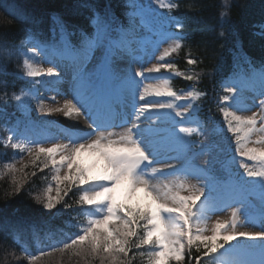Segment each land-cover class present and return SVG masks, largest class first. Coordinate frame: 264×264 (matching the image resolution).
Here are the masks:
<instances>
[{
	"label": "trees",
	"instance_id": "obj_1",
	"mask_svg": "<svg viewBox=\"0 0 264 264\" xmlns=\"http://www.w3.org/2000/svg\"><path fill=\"white\" fill-rule=\"evenodd\" d=\"M173 5L171 12L176 15L180 47L165 56L175 70H161L160 73L170 76L167 84L173 90L190 87L203 92L201 102L207 108L202 116L211 124L225 125L224 111L237 114L222 104L228 94L225 85L228 77L235 75L236 68L248 59L264 70V0H173ZM136 9L132 0H0V107L6 109H0V264H77V258L67 253L54 251L51 255H42L48 247L38 250L36 243H46L39 229L52 219L53 213L60 214L56 221L59 225L68 219L69 223L74 222L76 229L85 219L82 210L63 212L66 204L74 205L78 200L80 193L76 190L70 191L61 202L62 206L58 204L52 212L37 199H45L47 188L55 186L52 180L55 169L51 165L45 168L38 161L39 167H36L28 163V158L22 159L28 163L27 176L13 173L7 167L24 152L12 147L10 139L17 129V116L12 112H23L21 101L16 97L23 89L20 75L24 71V45L37 37L51 36L52 28L59 26L83 44L98 12L110 10L126 19ZM189 58L197 63L188 64ZM188 75L194 79L187 80ZM229 118L231 120L232 115ZM229 136L224 130L223 135L217 136V149L209 148L208 154L192 157L191 161L217 167V159L223 156L220 149L229 144ZM209 143L207 135L205 146ZM14 180L23 181L18 193L13 191ZM74 225L69 226L68 232H73ZM22 238L25 241L20 243ZM26 248L33 249L32 256L24 255ZM193 253L196 256L195 250L191 256H186V264ZM34 256L37 259L33 260ZM93 264H99L98 259ZM133 264L138 263L133 261ZM203 264L207 262L203 260Z\"/></svg>",
	"mask_w": 264,
	"mask_h": 264
},
{
	"label": "snow or ice",
	"instance_id": "obj_2",
	"mask_svg": "<svg viewBox=\"0 0 264 264\" xmlns=\"http://www.w3.org/2000/svg\"><path fill=\"white\" fill-rule=\"evenodd\" d=\"M165 7V5H161ZM167 7H175L168 5ZM226 20V19H225ZM264 34V33H262ZM180 47L175 44L170 51L175 52ZM33 52L36 49H32ZM169 50H165L168 55ZM62 55V54H61ZM190 65H195L197 61L189 58ZM161 70L174 71L172 63L164 62L154 65L143 71H137L138 77H143L146 72H161ZM41 73L31 69L27 75L37 77ZM48 77H60L53 67L46 69ZM180 75V73H177ZM192 81L194 77L188 75L185 77ZM120 77L110 69L104 77L94 82L87 72L81 68L72 86L70 99H65L62 107H56L49 111L62 113L65 117H71L74 114L77 117H84L88 122V127H93L89 123L82 108L75 102L76 99L91 97L93 92L100 99L107 98L103 93L105 87L115 88L118 86ZM227 91L234 94L236 89L228 87ZM156 97H175L181 99L176 92L168 86L165 81L162 85H157L149 89L144 88L140 93V101L145 100L146 95L153 94ZM194 94L188 93L189 97ZM54 99V98H53ZM19 101L20 97L17 96ZM224 100L228 101L229 96L225 95ZM173 105L168 103H147L143 104L138 110V114L130 126H125L121 133L112 131H96L92 139L77 144L71 143H53L51 147H44L37 144L34 147L27 148L28 163L39 167L38 161L45 168L55 169V175L52 180L55 181V187L49 186L45 193V199L37 198L43 203V207L49 211L61 204L64 197L68 195L73 188L80 193L76 201L82 210L89 211L96 208L102 214L90 219L87 225L82 229V234L64 242L62 247L55 248L53 251L70 254L78 258L77 264L83 261V264H93L99 260V264H133L137 256L143 258L147 256V264H186V256H191V251L195 250L196 256L188 264H203L204 258H210L219 250L224 249L231 241L237 240V237L248 239H264V231H241L238 229L237 211L233 210L231 219L223 222H217L211 229V235L205 234L203 228L197 227L193 223L194 208L202 198L203 191L198 190L190 195H181L169 185L162 187L154 184L144 175L140 174L142 164L151 163L140 142L136 138L134 129L139 125L140 114L154 109L171 108ZM261 107V125H264V100L260 102ZM43 111V109H41ZM177 115H181L177 112ZM232 115V119L244 125L245 138L256 131V115L243 120L239 116L224 111L225 118ZM182 132L185 129H180ZM228 130L240 132L241 128H233L232 120H228ZM264 131V127L260 129ZM116 137V138H113ZM11 139V138H10ZM256 143H264V140ZM236 151L241 156L249 160H259L264 163V148H246L241 145V138L237 136ZM12 147L24 150V146L13 144ZM16 164H9L7 167L13 173L19 172L24 176L29 175L25 172L28 163L23 160ZM164 168L171 165H164ZM246 175L250 178L264 179V171H254L248 164L240 165ZM162 168V169H164ZM157 171L156 167L151 169L152 173ZM34 175V173H33ZM23 181L14 180L15 187L13 191L18 193L21 190ZM180 187H184L181 185ZM125 189L126 199H119L118 189ZM191 191V190H189ZM55 192V195L52 193ZM139 193H143L144 202H133ZM71 208L72 205L66 204ZM195 228V231H194ZM144 246H150V250L144 251ZM135 250V255H133ZM51 252H42V255H51ZM37 257H33V260Z\"/></svg>",
	"mask_w": 264,
	"mask_h": 264
},
{
	"label": "rangeland",
	"instance_id": "obj_3",
	"mask_svg": "<svg viewBox=\"0 0 264 264\" xmlns=\"http://www.w3.org/2000/svg\"><path fill=\"white\" fill-rule=\"evenodd\" d=\"M161 3V2H160ZM146 20L143 22V25H147ZM159 29V28H158ZM146 32H152L151 26L145 30ZM159 30L155 33L156 35L159 34ZM169 39V38H168ZM170 40H167L168 42ZM63 42H66L63 40ZM104 34L100 32L99 38L94 43L93 47L90 50H84L83 52H76L74 51L69 44L65 43V46L56 51L54 47H51V51L55 53V56L49 57L45 52L46 48H41V45L38 48H35L36 51H31L28 60L26 61V66L29 69L36 70L41 74L37 76L41 79L42 83H37L32 87L30 90V95L32 98L36 100H40L42 104L41 111L44 114L46 119L40 120L32 119L30 124L27 128V134H30L32 137H35L34 133H38L44 139L47 137L49 138L50 144L53 143H71L77 144L81 142L89 141L93 138L96 134V131L91 129V132H88L81 135L73 134V132L69 129H65L64 125H61L60 122L55 118L57 112L49 111L50 109H55L56 107H62L65 99H70L71 96L75 99V94L72 93V86L74 83V77L77 76L79 70L83 68L89 77L95 82L97 78V70L99 66L102 68L105 66V61L107 60V56L112 52L109 51L107 46L104 43ZM157 42V41H156ZM166 42H164L166 44ZM154 44V45H153ZM161 44V45H160ZM163 41L160 40L158 45L156 46L155 40L149 41L148 48L151 51H156V59L154 61L149 60V55L144 56L143 51L140 48L135 49L132 47L130 49L131 56H128L127 61L128 65L136 68L141 67L147 63V66L150 65V62L157 61L158 56L160 55V50H163L165 44ZM142 45V43H138V46ZM160 46V47H158ZM135 49V50H134ZM132 50H134L132 52ZM140 50V51H139ZM140 52V53H139ZM149 53V52H148ZM62 54V55H61ZM60 57V58H59ZM116 58V56H115ZM124 61L125 59L121 57ZM149 64V65H148ZM73 65L75 68H78V72H72ZM48 67H53L58 73H60V77H48L46 75V69ZM150 74V72H147ZM43 79V80H42ZM45 81H48V84H44ZM123 83V90L121 92V96L126 103L127 112L132 115L133 120L137 116V112L143 104L147 103H170L173 106L171 108H164V109H154L151 111H146L143 114H140V119L138 125L144 129V137L147 141H151L152 143H161L164 144L165 142H178V146L182 147L183 145H187L189 141V135H181L177 132L176 126L174 125V120L183 119L188 117H194V121L189 123L190 127H197L200 125L199 119H197V113L200 109L197 98L199 95H193L189 97L186 92L180 93L179 95L181 99L177 100L175 97H156L153 94L146 95L144 101H140L139 95L144 91V88L148 87L151 89L152 87L157 86L158 82L155 83H148L145 80V76L137 77L136 79H125L122 81ZM47 86V87H45ZM45 87V88H44ZM49 89V90H48ZM47 93L45 94V92ZM44 94V96L42 95ZM29 95V96H30ZM237 99L239 96H236ZM54 98V99H53ZM94 98V95L91 97H85V101H82V110L85 113V106ZM154 99H157V102H153ZM80 99H76L75 101H79ZM95 103L94 110L99 108ZM185 103L186 106H178V103ZM188 103V104H187ZM87 108V107H86ZM132 111V112H131ZM177 112H180L181 115H177ZM147 115H153L150 121H143L142 119ZM82 117V116H81ZM83 118V117H82ZM44 125H49L46 127ZM162 130H159V128ZM110 131L114 132L113 130H117L113 127H107ZM123 130L116 131L117 133L123 132ZM36 138V137H35ZM116 138V137H113ZM83 139V140H82ZM47 140V139H46ZM263 139H260V141ZM48 141V140H47ZM258 146H262L261 143ZM19 163H16L18 165ZM139 171H142L140 169ZM204 196L206 198L207 195H210L213 192V188ZM207 191V190H206ZM197 216V215H196ZM243 217V216H242ZM197 218V217H196Z\"/></svg>",
	"mask_w": 264,
	"mask_h": 264
},
{
	"label": "bare ground",
	"instance_id": "obj_4",
	"mask_svg": "<svg viewBox=\"0 0 264 264\" xmlns=\"http://www.w3.org/2000/svg\"><path fill=\"white\" fill-rule=\"evenodd\" d=\"M105 89H106V87H105ZM62 106H63V104H62ZM55 116L57 118H59V120L63 124L74 128L77 132L87 131L88 129H90V127H88V122L85 120V118L77 117L75 114L71 117H65L62 113H56ZM88 121H89V123H91L90 120H88Z\"/></svg>",
	"mask_w": 264,
	"mask_h": 264
}]
</instances>
